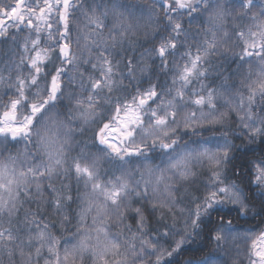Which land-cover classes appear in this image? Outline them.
<instances>
[{
  "label": "snow or ice",
  "instance_id": "1",
  "mask_svg": "<svg viewBox=\"0 0 264 264\" xmlns=\"http://www.w3.org/2000/svg\"><path fill=\"white\" fill-rule=\"evenodd\" d=\"M0 264H264V0H0Z\"/></svg>",
  "mask_w": 264,
  "mask_h": 264
}]
</instances>
